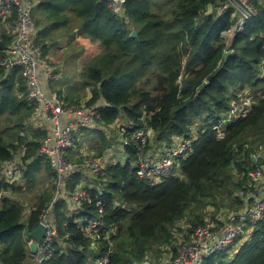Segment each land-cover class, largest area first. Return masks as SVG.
<instances>
[{
    "label": "trees",
    "instance_id": "16d2710c",
    "mask_svg": "<svg viewBox=\"0 0 264 264\" xmlns=\"http://www.w3.org/2000/svg\"><path fill=\"white\" fill-rule=\"evenodd\" d=\"M37 1L39 43L45 50L50 36L72 24L102 46L81 73L84 86L92 88L86 105L101 113V128L95 126L101 138L102 127L125 120L121 134L148 124L154 142L171 143L179 136L193 139L194 150L180 162L182 175L162 183L153 185L136 176L138 151L125 150L121 137L118 151L126 160L118 157L99 176L91 177L94 203L102 198L111 214L107 222L119 227L112 264H158L163 252L175 250L181 238H190L199 226L214 227L219 214L253 202L250 195L241 198L237 192L254 187L249 173L258 165L253 155L264 148V98H257L247 117L228 124L224 138H218L213 122L230 111L232 98L264 92L262 0H254L258 13L236 33L229 48L224 33L236 20L234 8H224L227 0H128L120 14L111 10L108 0ZM210 4L214 11L208 14ZM134 30L137 36H132ZM228 49L233 51L225 61ZM6 73L0 67V117L5 123L0 130V264H26L31 242L26 229L40 224L56 183L53 163L36 158L45 135L41 130L31 132L27 141L24 160L29 164L21 184L13 188L6 181L5 167L12 150L22 145L20 133L33 115L23 79ZM204 81L207 85L198 93ZM114 144V138L104 137L95 154L103 157ZM70 159L77 160L75 155ZM43 174L49 186L38 192ZM81 176L77 173L68 189L79 185ZM30 193L36 196L34 204L23 199ZM55 207L61 220L70 221L75 238L56 243L52 258L44 264H86L98 252L75 229L73 218L64 215V211L75 214L67 201L58 199ZM249 233L237 251L216 252L204 264H264V218Z\"/></svg>",
    "mask_w": 264,
    "mask_h": 264
},
{
    "label": "built area",
    "instance_id": "2783aa9c",
    "mask_svg": "<svg viewBox=\"0 0 264 264\" xmlns=\"http://www.w3.org/2000/svg\"><path fill=\"white\" fill-rule=\"evenodd\" d=\"M228 2L238 14L234 31L241 32L248 19L257 14L253 8L254 0ZM108 3L112 11L120 14L127 9L128 0H108ZM37 6V0H0V67L9 76L20 75L26 86L27 100L33 106L34 119L47 121L51 129L50 135L40 142L38 156L43 162L53 163L56 189L51 203L48 208L43 209L40 217L46 226L45 235L36 241L35 252L28 250V259L32 258L35 264H44L52 258L56 243L73 242L75 233L69 230L70 221L61 220L55 207L58 199H65L70 207H74L72 210H75V214L64 212V215L73 218L75 229L90 240L93 249L98 252L90 255L86 264H112L111 254L119 227L115 222H107L111 214L106 210L105 201L101 198L94 203L92 186L79 184L71 190L68 189L77 173L93 180L91 177L99 176L105 169L100 157L84 154L79 146V136L84 129L100 127L98 124L101 113L98 107L68 103L51 91L49 84L57 78V71L51 64L44 45L39 43ZM227 33L228 31L224 36ZM259 97L264 98L263 91L257 94L243 93L232 98L230 111L217 122H213V130L218 138L226 137L228 124L247 117ZM20 136L24 141L17 149L12 150L13 157L8 161L4 172L6 181L13 188L21 184L23 173L29 164L24 160L29 151L26 129L22 130ZM121 138L125 150L135 148L138 151L136 176L153 185L162 183L166 178L182 175L180 162L194 150L193 139L181 140L182 136L171 143L154 142V130L148 124L132 133L124 132ZM152 146L157 147L161 155L151 156L148 148ZM73 152L76 161L70 159ZM254 156L258 157L253 155V160ZM256 164L257 167L249 173L254 190L241 189L253 199L246 210L231 213L218 226H199L190 238H181L175 245V250L170 253L172 257L168 258L170 254L165 252L168 259L161 264H204L216 252L227 250L234 253L239 249L241 239L264 218V189L259 196L255 194L264 183L262 156ZM1 198L2 194L0 200ZM87 209L90 210L86 211ZM78 214L83 216L78 217Z\"/></svg>",
    "mask_w": 264,
    "mask_h": 264
},
{
    "label": "rangeland",
    "instance_id": "374dc122",
    "mask_svg": "<svg viewBox=\"0 0 264 264\" xmlns=\"http://www.w3.org/2000/svg\"><path fill=\"white\" fill-rule=\"evenodd\" d=\"M264 2V0H262ZM229 2L228 0L226 1L224 8L226 6V9L232 7L228 5ZM255 13H258V7L255 4L254 7ZM37 11H38V6H37ZM36 11V13H37ZM214 11V9H213ZM212 11V12H213ZM234 19H238V14L236 11H234L233 14ZM38 19V18H37ZM36 19V20H37ZM249 20V19H248ZM130 23V21H129ZM235 23V25H236ZM235 25L231 28V30L228 31V33L224 36L225 42L227 45L231 46L233 45V40L236 36L235 33ZM137 31V30H134ZM51 42H49V45L51 43V46L48 45L47 47V56L57 71V78L54 79L52 82H50L51 86V91L55 92L58 94L62 99L65 100L64 96L66 97L67 101L69 102H81L86 100L92 93V88L91 87H85L84 82L82 81V76L81 73L84 69V67L91 61V59L97 55L101 49L102 46L98 40L92 39V37L86 35L85 33L81 32L78 28H73V24L71 25L70 29L69 26H63L61 31H56L55 35L50 36ZM229 48V47H228ZM232 52V50H230ZM20 75L18 74L17 77ZM89 91V93H88ZM4 116L0 117V130H1V123H2V128L5 127L4 123ZM39 122V120H38ZM127 125L125 123V120H120V124H112L108 126L102 127V132L101 136L98 133L96 137H93L92 139H89L87 137V133L84 134L82 137V140L87 142L89 147H83L82 149H91V155L97 156L95 153L98 151L95 149L97 145L100 142H103V138L106 136H109L111 138H114L115 144V154L116 151L119 150V145H120V137H122L121 134V128L120 125ZM122 125V126H123ZM25 129V128H24ZM23 129V130H24ZM6 135H10L9 129L5 130ZM22 132V131H21ZM112 135V136H111ZM81 136V135H80ZM21 137V136H20ZM185 139L184 137L181 138V140ZM18 140V138H16ZM94 141V142H93ZM96 142L95 145L92 146L93 143ZM189 143V141H184ZM82 142L80 140L79 146L81 148ZM92 146V147H91ZM95 149V150H94ZM114 151V150H113ZM254 155H258V157L254 156V160L258 161L261 158V153L264 154V148L262 147L259 151H256ZM89 153V154H90ZM113 154L107 155L106 158H104V162L111 157H114ZM119 155L120 152H119ZM100 157V156H99ZM115 158V157H114ZM110 161V160H109ZM255 161V163H256ZM86 178V177H84ZM87 179V178H86ZM85 180V179H84ZM84 180H82L84 182ZM37 190L38 192H42L44 188L49 186V180L48 177L43 174L40 175L38 178V183H37ZM261 190L259 192L255 193L257 196H259ZM237 195L242 198L244 196V191L239 190L237 192ZM34 194H29V195H23V199H26L27 201L31 200L34 204L35 198ZM34 199V200H33ZM23 202V200H21ZM251 204V203H250ZM29 205V204H27ZM240 207V205H239ZM82 214H78V217H82ZM246 238L245 240H247ZM242 240L238 244V248L242 245V243L245 241ZM31 241V240H30ZM167 257H163L160 264L163 263L166 260ZM149 263V262H146ZM26 264H35L31 260H28Z\"/></svg>",
    "mask_w": 264,
    "mask_h": 264
},
{
    "label": "crops",
    "instance_id": "0c3cea01",
    "mask_svg": "<svg viewBox=\"0 0 264 264\" xmlns=\"http://www.w3.org/2000/svg\"><path fill=\"white\" fill-rule=\"evenodd\" d=\"M228 47H229V45H228ZM44 86H46V82H44ZM49 87L51 88V86H50V84H49ZM52 89V88H51ZM88 93H89V91H88ZM58 94H60L59 92H58ZM61 95V94H60ZM62 96V95H61ZM91 96V95H90ZM90 96L86 99V100H84V101H81L83 104H86L87 103V101L90 99ZM64 98H65V100H67L66 99V97L64 96ZM69 102V101H68ZM71 103V102H70ZM72 103H74V102H72ZM99 128H101V127H99ZM26 131L28 132V139H26L27 141H30V136L32 137V135H30L31 134V132H35V131H39V130H41V131H43L44 133H45V135L43 136V138L40 140V142L41 141H43L45 138H47L49 135H50V131H51V129L49 128V123L47 122V121H40L39 120V122H38V120L37 119H34V117H33V115H32V117L29 119V121H28V124H26ZM97 131H101V130H99L98 128H95V127H91V128H86V129H84L83 131H82V133H81V142H82V145H81V148H80V150H81V152H83L84 154H89L90 152H91V149L89 148V150H90V152H89V150L88 149H82L83 147H89L88 146V144H87V142H85V141H83L82 140V137L84 136V134L85 133H87V137L89 138V139H92L93 137H96L97 136V134H98V132ZM112 136V135H111ZM23 141H24V139H23ZM94 142V141H93ZM92 142V143H93ZM95 143H93L92 144V146L94 145ZM91 146V147H92ZM38 150H39V148H38ZM114 150V151H113ZM115 152V148H109L107 151H106V154L103 156V157H100L102 160H103V163H104V165H105V168H106V166H107V164L108 163H113L112 162V160H118V157H121L120 155H119V151H116V154L114 153ZM161 151L157 148V147H155V146H152V147H150V149H149V153H150V155L151 156H155V155H161V154H159ZM114 153V157H111V158H108L105 162H104V158H106L107 157V155H109V154H113ZM91 154V153H90ZM121 154V153H120ZM71 155H75V153L73 152ZM36 158H38L42 163H46V162H43L42 160H41V158L38 156V151H37V154H36ZM110 160V161H109ZM119 160H123V161H125L126 160V156L125 157H121ZM85 179V180H84ZM80 180H81V185L82 186H92V180L90 179V178H84V176H81V178H80ZM82 180H84V182L82 181ZM262 189H264V183L263 184H261L260 186H259V189H258V191L259 190H262ZM250 190H254V187H252ZM250 202H251V199L250 200H248L247 201V203H245V205H243V207L241 208V209H239V210H237V211H233V210H229V211H227L226 213H224V214H219V216L217 217V220L215 221V222H213V224H212V226H214V225H216L215 223H219V222H221L222 220H226L227 218H228V216L231 214V213H237V212H240V211H242V210H246V208H247V206L250 204ZM29 207H31V206H35V205H28ZM32 208V207H31ZM74 207H71V209H73ZM64 212H68V211H64ZM63 212V213H64ZM250 235H251V233H248L247 235H245L242 239H241V241L242 240H245L246 238H250ZM247 239V240H248ZM240 241V242H241ZM173 251V250H172ZM172 251L170 252V253H172ZM167 253V252H166ZM166 253L165 252H163V257L165 256V257H167V255H166ZM170 253H168V254H170ZM169 257H172V255L170 254L169 256H168V258ZM167 258V259H168ZM28 260H31L32 262H33V260H32V258H30V259H28ZM28 260L26 261V263L28 262ZM150 264V263H149Z\"/></svg>",
    "mask_w": 264,
    "mask_h": 264
},
{
    "label": "water",
    "instance_id": "95a60500",
    "mask_svg": "<svg viewBox=\"0 0 264 264\" xmlns=\"http://www.w3.org/2000/svg\"><path fill=\"white\" fill-rule=\"evenodd\" d=\"M212 11H213V6L210 4L209 5V9H208V14H211ZM137 34H138L137 31H133L132 32V36H137ZM231 53L232 52L229 49L225 52V55H224L225 61L227 60V58L229 57V55ZM206 85H207V81H204L202 83V85L198 88V93ZM45 231H46V226H45V224L43 222H41L38 225V227L36 229H34V230H31L29 227H27L26 236L31 239L30 249H31L32 252H35L37 250V242L36 241H39V240H41L44 237ZM146 264H149V263H146Z\"/></svg>",
    "mask_w": 264,
    "mask_h": 264
}]
</instances>
